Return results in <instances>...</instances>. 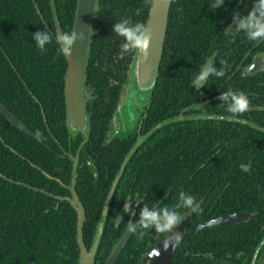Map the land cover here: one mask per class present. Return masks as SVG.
<instances>
[{
    "label": "trees",
    "instance_id": "1",
    "mask_svg": "<svg viewBox=\"0 0 264 264\" xmlns=\"http://www.w3.org/2000/svg\"><path fill=\"white\" fill-rule=\"evenodd\" d=\"M77 1L0 0V100L39 137L12 124L0 110V264H79L76 210L68 200L55 196L69 194L65 185L72 180V160L69 154L64 155L70 150L65 82L68 61L56 37L71 35ZM98 1L85 83L92 94L86 100L89 120L91 117L87 143L91 163L81 162L75 185L86 208L84 240L89 248L109 191V180L100 175L98 167L100 145L105 131L110 129L134 52L121 50L123 37L113 31L112 25L127 20L145 26L152 4V0ZM214 2L172 0L167 40L147 108L148 128L177 106L191 107L204 95L209 86L202 84L196 89L190 84L191 78L207 63L211 53L217 52L219 61L226 58L224 42L231 40L222 34L223 25L241 5L246 13L252 6V0H223L212 7ZM43 29L51 40L41 50L32 33ZM245 44L246 50L257 44L254 52L264 53V40L250 41L243 35L238 37L231 55L241 59L240 50ZM247 81L250 87L255 81L263 82L264 87V69L247 76ZM255 102L248 100V104ZM258 104L259 108L245 111L264 114V101ZM214 106L206 103L203 109L212 113ZM224 135L223 128L204 124L203 120L185 121L182 126L156 129L143 145H138L113 193L95 264H105L112 246L127 228L121 220L116 224L115 212L131 187V167L137 173L145 171L137 176L135 184L146 183L141 179L148 180V171L155 173L147 187L149 196H145L149 206L160 198L163 199L158 206L172 205L179 191L184 190L202 203L195 213L197 221L249 209L252 216L248 220L222 224L231 228L217 231L223 234L218 240L224 243L218 248L230 251L229 255L222 254L223 261L239 258L237 254L242 251L252 255L264 235V132L241 126L232 128L231 136ZM116 144L108 143L107 150L111 154L107 164L112 178L131 147V142H121L115 149ZM220 145L228 146L218 150ZM232 146L243 148L236 150ZM242 163L249 164L248 171L239 167ZM236 196H244V200L237 197L234 201ZM215 199L218 202L213 205ZM179 211L184 214L188 210ZM194 227L195 222H191L181 236L171 264H193ZM212 231L206 228L199 233L204 251L209 249L208 235ZM155 234L153 229L142 227L130 234L116 264H140L143 252L157 237L150 239Z\"/></svg>",
    "mask_w": 264,
    "mask_h": 264
},
{
    "label": "water",
    "instance_id": "2",
    "mask_svg": "<svg viewBox=\"0 0 264 264\" xmlns=\"http://www.w3.org/2000/svg\"><path fill=\"white\" fill-rule=\"evenodd\" d=\"M172 0H152L149 16L146 23V31L150 35V44L146 51L136 50L129 73V86L127 95L123 102L120 103L116 113L117 124L116 130L126 133L133 130L135 126L136 113L142 110L141 107L148 105L153 97L155 83L158 78V71L161 64L162 53L166 29L168 24V16L170 12ZM98 0H78L71 35L74 37L69 51L66 53L68 61L66 71V111L67 124L70 130V150L69 156L72 160V180L68 186L71 190L70 195H55L62 200H68L75 208L77 213V242L79 246V264H95L96 255L99 244L105 228L106 220L109 214L110 205L113 199V193L116 190L118 180L122 175V171L116 177L109 196H107L102 216L96 228V234L92 246L89 248L84 240V223L86 220V208L75 188L77 174L82 161L91 163L88 155L87 143L90 134V120L86 104L85 83L87 79V66L90 56V47L92 40V28L95 14L97 11ZM83 33V39L80 34ZM264 68V56H257L245 73H252L255 70ZM255 108L248 105L247 109ZM0 110L9 118L15 126L27 132L33 137L39 138L36 133L21 120L10 108H8L0 100ZM164 122L158 123L155 128L160 127ZM132 128V129H131ZM153 128L148 132L151 133ZM136 144L124 162L123 169L128 163L133 151L137 148ZM48 176L53 177L45 172ZM2 174V173H0ZM57 180L61 181L59 177ZM12 180V179H11ZM62 182V181H61ZM193 213V212H192ZM192 213L182 218L181 222L175 227L172 234L165 240L157 244L155 248L143 256L142 264H168L171 261L173 252L180 241V236L185 232V227L189 224ZM247 216V212L232 213L217 217L210 220L207 225L222 223L226 221H241ZM120 221V217L116 218V224ZM139 224V220L136 222ZM205 224V223H203ZM131 233L122 236L120 241L115 243L111 253L109 254L105 264H116L126 242L130 238ZM168 242V246L164 247V242ZM151 259L149 262L148 260Z\"/></svg>",
    "mask_w": 264,
    "mask_h": 264
},
{
    "label": "flooded vegetation",
    "instance_id": "3",
    "mask_svg": "<svg viewBox=\"0 0 264 264\" xmlns=\"http://www.w3.org/2000/svg\"><path fill=\"white\" fill-rule=\"evenodd\" d=\"M98 4H99V1H98ZM237 10H238V13L241 15L246 14L242 5L239 7V9L237 8ZM146 23H147V20H146ZM232 23H233V14L229 18V20L226 21L225 24L223 25L222 34L225 35V33H224L225 29H227L229 27V25ZM145 27H146V24H145ZM167 28H168V24H167ZM243 35L244 34L242 32H236V31L232 32L231 35H225L226 38H230V40H231V42H224V44L226 45V50L228 52V54H226V58L222 57L220 59L221 61H219L217 52L211 53L208 56L209 60L206 63V64H212L213 66H215L218 69L223 68L224 75L221 77L210 76V82L207 83V85L209 87H208V90L204 91V95L201 96L200 99L194 101L193 105L191 107L182 106V105L180 107L177 106L176 110L174 112H172L170 115H167L166 117H164L161 120L164 122L160 126L161 128L163 126H167V125H169V126H178V125L182 126L183 123L185 124V121L203 120L204 124H213L219 128H223L225 130V135H224L225 138L228 136H231V129L232 128H238L241 126L256 127V128H258L264 132V114L248 113L246 111L241 112V113H237V114H231L225 110L224 102L219 101V99H218L220 92L226 91L228 89H232V90L237 91V92H243L246 95L248 100L256 101L255 103H257V104H248V105L254 106L255 107L254 109L259 108L260 106L258 103H262L264 101V98H263L264 87L261 85V84H263V82L258 83V81H255L254 82L255 84H253L250 87L249 82L247 81V76L253 75L256 72L261 71V69L255 70L254 72H252L250 74L245 73V70L250 67V65L253 63L254 59L260 55L264 56V53L254 52L257 44L252 45L249 50H246V44H245L243 46V48L240 50V55H242L241 59L238 60L237 57L231 55L232 54L231 53L232 48L234 47L235 43L237 42L238 37H243ZM166 40H167V29H166V35H165V41ZM165 41H164V46H165ZM163 51H164V48H163ZM135 52H136V50H134L133 55H132V59H131L130 65H129L127 79L123 85V88H122V91L120 94V101L117 103L115 113L113 114V116L110 120L111 121L110 129L108 131H105V136L102 139L103 144L100 145L101 153L98 154V157H99L98 159L100 160V165L98 166L100 169V175L105 176V179L109 180V191L106 194V196H109L111 187H112L116 177L123 170L122 175H121L120 179L118 180V183L120 182V180L124 174L125 168L127 166V164H126L124 169H123L122 163L124 162V160L126 159L128 154L130 153L132 148L136 144H138L139 147L141 145H143L145 143V141L151 137L153 132L156 129L160 128V127L155 128V126L158 123L156 125H153L151 128H148V125H149L148 120H149V115H150V112L147 109L149 106V104H148L144 108L141 107L142 110L139 111L138 113H136V117H135V121H134L135 126L133 127L134 128L133 130L126 132L124 134L121 133L119 130H116L117 129V127H116V124H117L116 113H117V110L119 108L120 103L125 100L126 95H127V89L129 86V79H130L129 73H130V68L132 65V60L134 58ZM162 56H163V53H162ZM161 61H162V59H161ZM85 91H86V100L87 99L89 100V97L92 94H91V90L87 87V85H85ZM254 94H256V96H254ZM210 97L212 100H210ZM258 97H260V98H258ZM206 103H209V104L211 103V105L215 104V106L213 107L214 111L212 113H209V112H207L208 110L206 111L205 109H203V107H205ZM187 104H189V103H187ZM263 108H264V105H263ZM251 109L252 108L246 109V110H251ZM88 113L90 115L89 110H88ZM210 121H214V122H210ZM90 123H91V117H90ZM152 128H153L152 132L149 133V135H147L148 132ZM110 142L111 143L112 142L117 143L115 146L113 145V147L115 149H117V147L121 144V142H123L124 144H128L131 142V147L129 148V151L126 153V156L123 158V160H122L118 170L114 174L113 178L110 176L109 166L107 164V161L111 156V154L107 152V150L110 148L108 145V143H110ZM227 146L228 145H223V146H221V148H217V149L218 150H221V149L224 150ZM139 147L137 146V148H139ZM232 147H234L232 149H236V150L243 148L242 146L240 148L237 146H232ZM93 148H97V147L93 146ZM65 151H66V149H65ZM133 152H132V154H133ZM64 155H68V151L65 152ZM88 155L90 157V154H88ZM91 157H92V155H91ZM144 173H145V171L142 173H137L131 167V187H129L126 190V196L124 198L125 201L119 206V208L115 212V219L117 217H120L121 224H125V226H127L129 223H134V222L136 223L140 219L139 213H140L141 208L145 204H148L147 202H145V196H149V191H148L147 187H148V184H151V182L154 180L155 173L152 175L151 174L152 172L150 173L148 171V173H147V174H149L148 180L145 178L141 179V181L146 182V183L135 184L137 181V179H136L137 176L140 177ZM48 177H50V176H48ZM53 177L55 178L56 176H53ZM87 177L88 176H86V179H87ZM118 183H117V186H118ZM64 184L65 183H63V185ZM70 184H71V181H70V183L65 185L69 189V194H64V195H70L71 194V190L68 187ZM135 196H138V197L142 196V198L139 199V201L137 202ZM219 197H221V196H219ZM237 197H240L241 199L244 200V196H236V197H234V201H235V199H237ZM194 198L197 202V209L195 211L188 210L184 214L181 211L183 218L186 215H188L189 213L191 214L193 212L192 216L190 218L189 224L185 227V232H186L187 229L190 227L191 222H195L194 235L196 237V242H195V248H194V252H193V264H264V235L258 239L257 244L254 246V252L252 253V255H251V253H248V251L246 253L244 251H242V252H239L237 254V256L239 258H236V259L227 258V259H224V261H223L222 260V254L226 253L227 255H229L230 251L218 248V247L222 246L224 243L218 240V238H220L223 234H221V233L219 234L217 231H221V229L231 228V227L223 226L222 224L227 223V222L241 223V222L248 220L252 216V213H251V211H249V209L232 210L231 212H228L225 214H221V215L216 214L215 216L211 217L210 219H206L203 221H197L195 219V215L198 214V212L200 211L199 208L202 207V203L195 196H194ZM162 199L163 198H160L158 200V202H156V204L159 203ZM216 202H218L217 199H215V202L213 205H215ZM125 207L130 208L131 213L125 212L124 211ZM240 212H247V216L244 219H242L241 221H226V222H222V223H215V224L207 225V223L210 220L215 219L217 217L232 214V213H240ZM203 223H205V224H203ZM206 228H212L213 231L208 235V238H211V240L207 243L209 249L207 251H204V249L202 248L203 242L199 239V237H200L199 233ZM152 229L155 231L154 228H152ZM127 233H128V231L126 228L125 231H123V233L121 234V236L117 239V242H119L121 237L126 235ZM161 233L163 235L162 237H160ZM170 234H172V232L171 233H165V232H157L156 231V234L153 235L152 238H150V239H154L156 236L157 237L153 240V243L151 244L150 248L143 252V254L141 256V260H142L143 256L150 253L155 248V246L157 244L161 243L164 240V238L166 240L170 236ZM226 236L229 237L230 234H226ZM180 238H181V236H180ZM113 246H112V248H113ZM111 251H112V249L110 250V253H111ZM174 253H175V251L173 252V254ZM249 256L251 257L250 259H248ZM107 258H108V256H107ZM107 258H106V260H107ZM172 259H173V256L171 258V261H172ZM106 260H105V262H106ZM141 260H140V264H142ZM148 261L150 262L151 259H149ZM171 261L168 264H171ZM147 264H148V262H147Z\"/></svg>",
    "mask_w": 264,
    "mask_h": 264
},
{
    "label": "clouds",
    "instance_id": "4",
    "mask_svg": "<svg viewBox=\"0 0 264 264\" xmlns=\"http://www.w3.org/2000/svg\"><path fill=\"white\" fill-rule=\"evenodd\" d=\"M242 2V0H238ZM223 3V0H215L212 7ZM113 31L123 41L120 43V48L125 53L129 50L146 51L150 44V35L147 33L145 26L141 23L130 24L127 20H119L112 25ZM242 32L250 41L264 40V0H252V6L246 14L233 13V23L225 29V35H231L232 32ZM37 48L43 50L45 45L50 42V34L43 30H37L32 33ZM84 34L80 37L83 39ZM58 47L62 52H68L70 45H72L74 37L69 34H60L56 37ZM224 75L223 68H216L212 64H205L195 75L191 78V86L199 89L202 84L208 83L209 76L221 77ZM219 101L224 102L225 110L231 114L244 112L248 108V99L243 92H237L232 89L220 92ZM239 167L243 171H248L249 164H240ZM137 202L142 196H135ZM197 209V202L194 196L186 193L184 190L179 191L178 199L172 205L164 204L157 205L155 202L151 206L145 204L139 213V224L129 223L127 225L128 233H134L138 228H154L157 232L171 233L175 227L182 220V213L179 210ZM125 212L131 213V209L124 208ZM139 235H143L140 232ZM168 246V242H164V247Z\"/></svg>",
    "mask_w": 264,
    "mask_h": 264
}]
</instances>
